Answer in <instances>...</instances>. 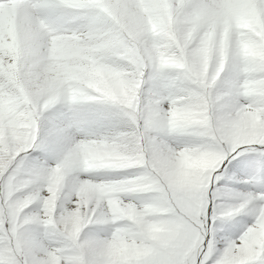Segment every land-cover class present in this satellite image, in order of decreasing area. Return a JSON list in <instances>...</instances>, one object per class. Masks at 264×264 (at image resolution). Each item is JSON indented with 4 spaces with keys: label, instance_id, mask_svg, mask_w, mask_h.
<instances>
[{
    "label": "clouds",
    "instance_id": "obj_1",
    "mask_svg": "<svg viewBox=\"0 0 264 264\" xmlns=\"http://www.w3.org/2000/svg\"><path fill=\"white\" fill-rule=\"evenodd\" d=\"M0 264H264V0H0Z\"/></svg>",
    "mask_w": 264,
    "mask_h": 264
}]
</instances>
